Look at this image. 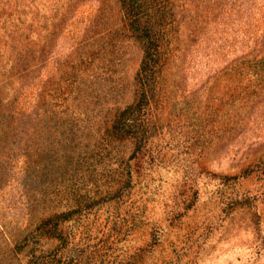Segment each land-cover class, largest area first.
<instances>
[{
	"label": "rangeland",
	"instance_id": "rangeland-1",
	"mask_svg": "<svg viewBox=\"0 0 264 264\" xmlns=\"http://www.w3.org/2000/svg\"><path fill=\"white\" fill-rule=\"evenodd\" d=\"M175 4L148 84L119 0H0V264H264V0Z\"/></svg>",
	"mask_w": 264,
	"mask_h": 264
},
{
	"label": "trees",
	"instance_id": "trees-1",
	"mask_svg": "<svg viewBox=\"0 0 264 264\" xmlns=\"http://www.w3.org/2000/svg\"><path fill=\"white\" fill-rule=\"evenodd\" d=\"M119 3L124 5L125 15L127 16L130 14L131 19L128 24V30L132 33L131 35L134 38L139 40L142 49L144 50L140 72L146 75L145 81L148 84L151 82L154 84L157 77L154 73L163 67L165 63L164 61H166V58L164 57L168 54V47L166 48L164 37L166 36V40L168 41V36L171 34V31L177 32L174 30L175 28L176 30H179V22L186 17V14L189 15L188 13H185V11H189L186 8L184 9L183 5L178 7L175 4V0H119ZM263 51L264 49L262 52ZM259 54L260 52H255L253 54L249 53L242 56L234 61L232 65L226 67L223 74L229 78H235L237 83H247L245 85L246 88L253 87L255 90L258 86L263 87L264 53L261 55ZM78 59L79 60L75 66L76 68L69 71V75L74 78L77 74V70H81L87 60L86 57ZM90 60L88 59V61ZM147 75L151 78L149 76L147 77ZM146 97V91H143L137 107L130 105L120 111L118 117H115V119L111 121L112 126L114 122V129H120L123 133H133L135 136H138L139 132L132 131L130 124L139 119L141 115L139 105L148 101V98L146 99ZM145 133H140L137 140H145ZM140 147L141 142L138 143L139 151L134 154V165L137 169L138 176H142L144 171V152L143 150H140ZM87 207L88 206L85 205L84 209ZM60 219V221L65 220V218ZM47 220L48 219H42L37 226L36 230L39 231L40 234ZM26 238L27 235L25 236V239Z\"/></svg>",
	"mask_w": 264,
	"mask_h": 264
}]
</instances>
